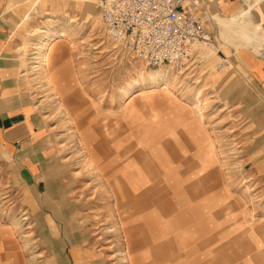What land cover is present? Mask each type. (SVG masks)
Listing matches in <instances>:
<instances>
[{
	"label": "rangeland",
	"instance_id": "obj_1",
	"mask_svg": "<svg viewBox=\"0 0 264 264\" xmlns=\"http://www.w3.org/2000/svg\"><path fill=\"white\" fill-rule=\"evenodd\" d=\"M99 1L92 2L94 12L90 14L85 4L72 0H0V61L13 71L15 84L9 91L18 95L24 112L32 115L41 131L38 136L31 132L14 147L0 140V234L8 231L2 242L9 264H121L118 253L125 251V244L120 232V203L107 183L85 169L86 155L76 128L78 122L84 128L93 118L101 131L98 139H107L105 149L111 157L119 151L118 144L139 148L123 124L126 106L121 97L129 87L146 80L148 72L162 67L148 66L106 37ZM218 1L199 0L211 21L207 28L218 52L196 51L193 61L180 70L184 75L177 76L188 91L175 96L181 104L185 103L182 96L188 94L207 100L203 103L208 107L199 103L201 117L192 111L197 119L193 125L198 128L192 130L193 135L214 151L221 180L231 184L226 190L239 194L245 204L240 224L237 220L240 236L236 238L247 249L243 243L248 233L255 235L264 229V76L260 77L264 73V37L255 35L264 32V16L259 20L255 14V10L264 11V0ZM222 3L226 9L219 8ZM241 12L244 15L238 21L230 20ZM226 22L229 25L224 26ZM48 24L66 29L58 42L72 68L71 90L65 97L70 100L65 104L64 98L61 103L48 92L38 91L33 84L36 75L30 70L27 74L30 52ZM223 75L226 78L221 80ZM5 78L9 76L5 74ZM73 95L83 99L68 98ZM62 104L66 116L59 113ZM162 113L170 118L174 135L188 151L189 174L199 173L202 161L193 156L197 147L188 137L187 122ZM25 241L31 245L26 246ZM239 254H246L247 259L249 253ZM259 254L264 257V251Z\"/></svg>",
	"mask_w": 264,
	"mask_h": 264
},
{
	"label": "bare ground",
	"instance_id": "obj_2",
	"mask_svg": "<svg viewBox=\"0 0 264 264\" xmlns=\"http://www.w3.org/2000/svg\"><path fill=\"white\" fill-rule=\"evenodd\" d=\"M72 1L75 3L82 2L83 4H85V6L90 9V14L94 12L91 6L95 2V0ZM255 14L260 20V15L264 16V11L263 9L257 11L255 10ZM243 15L244 12H241L240 14L231 17L233 19L230 20L238 21V19H240V17ZM27 17L29 16L25 15L24 18ZM49 20L50 19H47V23L49 22ZM95 20L98 22L97 17L95 18ZM227 25H229V23L226 22L224 26ZM249 27L251 28L250 25ZM239 29L243 30V27L239 25ZM64 32H66L65 27H53L48 24L46 26V30L44 32H41L42 34L38 39L36 38L37 44L35 43L36 45L32 48L33 51L31 50L32 53L30 52V63H28L30 64V66L28 65L27 68V74L30 70V72H34V74L32 73L33 75H36V78L34 77L35 81L33 83L34 85H37L35 88L38 91L44 90L48 92L49 95L55 96V98H58L61 103L63 98V103L64 101L70 100L65 99V97L67 91L71 90L69 76L72 70L70 63L64 60V49L58 45L60 37L64 36ZM57 33H59V38L55 39V35H57ZM255 35H257V38H261L264 37V32L262 30L255 33ZM208 52L209 54H216V51L214 50H208ZM52 60H54V62L51 64ZM226 74L228 73L226 72ZM179 75H184V72L180 70H169L165 67H162L160 70L154 72H148V78L146 80L143 79L138 84L129 87L121 97V101H123L126 106L123 124H126V127H128L129 138L134 139V144H136V146H138L139 148H134L132 146L131 149L124 148L122 147V145L118 144L116 146V149H118L119 151L114 152V156L111 157V152L105 149L107 144L105 143V140L107 139H98L97 133H100L101 131H98L96 125L92 123L95 122V120H92V118V121L89 120L87 122L88 124H86L84 128H80L82 123L73 118V122H78L76 128L79 136L78 142L81 143L80 145H82V149L84 150V153L86 155V160L84 162L85 169L90 171L93 175L100 177V181H104L105 183H107V185H109V188H112L111 192L114 194L113 196L120 203V232L124 237L125 244V251L118 253V255L120 256L119 260L121 261V264H155L156 259H159V257L154 256L155 253L148 251L147 248L145 250L141 249V251L136 250L135 244H140L142 247L151 244L152 251H158L160 248H157L158 246H155L152 243H154L155 241H159L160 239H166L164 241V243L167 244L166 246H176L177 249L181 251L179 253H182V255L188 258V151L174 135L175 131L173 132L174 129L171 127V122L167 121L170 118H168L167 115V118H165L162 112H165L166 114L169 113L168 115L172 120L174 118H177L178 121H186L187 124H190V122H188V118L193 116L192 111L197 116L201 117L202 113H200L201 111L199 108V103L202 102L203 105H206L208 103H203V101H207L204 99L205 97L202 98L203 101H201L198 96L194 97V95L188 94L182 96L185 103L181 104L176 99V97L179 96L180 92L182 91L185 94L188 89L186 91L185 88L179 84V80H177V76ZM225 78L226 76L224 75L220 77L221 80ZM31 80L34 79L31 78ZM175 94L177 96H175ZM75 97L76 96L73 95V97L68 98L73 99ZM212 97L214 98V96H211V98ZM78 99H83L82 95L77 96L76 100ZM188 104L190 106H188ZM59 109V113L66 116L67 112L65 113V111L67 110L64 109L63 104L59 107ZM97 109L98 108H96V110ZM203 109L204 108H202V110ZM192 121L195 120L193 119ZM186 127L188 130V126ZM190 128L191 131H195L198 129L193 124L190 126ZM40 132L41 131H38L36 132V134L38 135ZM107 133L108 132H105V135H107ZM192 133L194 134L193 131ZM190 138H192V140L194 139V141H197L198 148L204 147L203 153L205 155L198 156V159L202 161V171H206L207 169L214 170V164L217 162L214 151H209L206 148L207 146L197 140L194 135L190 136ZM162 139L164 140V143L161 142ZM170 144L171 146H169ZM199 154L202 155V153ZM223 158L224 157H222V159ZM225 158L227 160V157ZM202 171H199V173L193 176L195 177V180H199L201 178H198L197 176H202ZM215 172V176H213V173L207 174L209 183L204 184V186H202V183L197 184V188L199 190H207L210 185L211 187L215 185L213 180L219 178L217 169ZM208 205H211V203L208 202L207 206ZM158 206L160 208H158ZM196 206L200 207L201 209H199L202 212L204 211V207H206L201 205ZM189 207L191 212L196 209L191 208V206ZM162 209L166 214L169 215L170 218L161 219L162 223L159 227L160 230L155 229V225L152 223L146 225V220L143 219L145 217H148L149 215L157 218L156 214L161 213ZM224 211H226L229 215L232 214L230 213L231 211L229 208ZM137 214L140 215L139 221H135L138 219L136 218ZM132 216L135 218L131 219L130 217ZM136 223H140L141 225L137 226L135 225ZM14 225H16V223ZM112 231L115 232L117 231V229L113 228ZM5 232L8 231H2V233L0 234L1 242L2 240H4V237L6 235ZM28 243L30 242H26L25 245H31ZM1 244L3 246L2 249H0V253H2L0 254V264H9L7 262L9 256L6 254V252L4 253L5 255H3V251L5 250L4 246L6 244L3 242L0 243V247ZM159 254H161V252ZM175 255L178 254L175 253ZM159 260H166V258H164V256H160ZM184 263L188 264V259H185Z\"/></svg>",
	"mask_w": 264,
	"mask_h": 264
},
{
	"label": "crops",
	"instance_id": "obj_3",
	"mask_svg": "<svg viewBox=\"0 0 264 264\" xmlns=\"http://www.w3.org/2000/svg\"><path fill=\"white\" fill-rule=\"evenodd\" d=\"M200 8V11L204 14L203 8L199 0H195ZM217 0V4H218ZM225 3L226 0H223ZM219 8L226 9L227 5L223 4L218 5ZM211 25V21L208 20ZM3 45L0 44V51ZM1 62V61H0ZM0 64V140L8 143L13 146L16 145L19 141L27 139L33 132L36 134L38 132L36 122L32 119V115H26L23 108L21 107V101L18 95L15 92H11V89L14 88V79L12 77L13 71L10 70L8 64L1 62ZM5 74L9 78H5ZM11 75V76H10ZM264 73L262 76L263 77ZM10 94V95H9ZM7 102V103H6ZM125 114V111H124ZM124 114L123 118L124 119ZM197 120L193 116L188 118V137L193 135L190 126L195 122L192 120ZM167 120V119H166ZM168 121V120H167ZM198 123V122H197ZM32 132V133H31ZM38 136V135H37ZM192 139V138H190ZM197 147V141L192 140ZM175 144V143H173ZM199 149V150H198ZM204 147H197L195 156H204L203 153ZM199 153H202L200 155ZM192 155V154H190ZM194 156V155H193ZM217 161V160H216ZM218 163L214 164V169L218 171ZM192 170V165L188 164V258L177 249L174 245L166 246L164 243L166 240L160 239L155 241V246L160 248L158 251H152L151 244L146 246H141L140 244H135V248L138 251L145 250L146 248L150 252H154V256H164L166 260L156 259L155 264H183L185 259H188V264H264L262 263V253L264 251V229H258L257 233L254 235L248 233L246 236L247 249L242 247L240 240H237L236 237L239 235L240 229L237 227V220L240 224V215L244 214L246 207L242 201L239 194L236 192H228L226 188L231 184L225 183L221 180V174L218 172V178L213 180L214 184L212 187L199 190L197 184L209 183L207 179V174L213 173L215 176L216 172L214 170L202 171V176H197L199 180H195L193 177L194 174L190 171ZM212 189V190H211ZM206 190V191H205ZM201 191V192H200ZM190 198V199H189ZM211 205L207 206V203ZM193 205V206H192ZM196 205L206 206L204 211H200V207ZM191 208H196L193 212L190 211ZM158 208H160L158 206ZM200 208V209H199ZM227 208L230 209L228 214L226 211ZM232 209V210H231ZM157 218L149 215L143 220H146V225L152 223L155 225V229H159L161 226V219L170 218L168 214L162 209L161 213L156 214ZM135 218V217H130ZM135 221H139L140 215L137 214ZM149 221V222H147ZM135 225L139 226L140 223ZM134 225V226H135ZM153 228V229H154ZM240 236V235H239ZM259 237V238H258ZM261 242V243H260ZM157 244V245H156ZM2 244L1 248L2 249ZM154 247V246H153ZM240 247L242 249H240ZM4 248V247H3ZM239 248V249H238ZM239 251H246L247 259H244L246 254H239ZM161 252V254H159ZM177 253L178 255H175ZM259 254V255H258ZM153 258V257H152ZM184 258V259H182ZM187 264V263H184Z\"/></svg>",
	"mask_w": 264,
	"mask_h": 264
},
{
	"label": "built area",
	"instance_id": "obj_4",
	"mask_svg": "<svg viewBox=\"0 0 264 264\" xmlns=\"http://www.w3.org/2000/svg\"><path fill=\"white\" fill-rule=\"evenodd\" d=\"M106 37L150 67L186 68L199 49L218 52L195 0H100Z\"/></svg>",
	"mask_w": 264,
	"mask_h": 264
}]
</instances>
